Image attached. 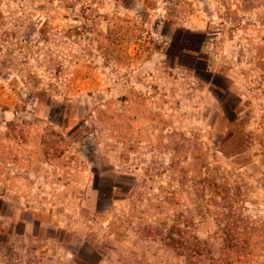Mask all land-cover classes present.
Returning <instances> with one entry per match:
<instances>
[{"label": "rangeland", "instance_id": "rangeland-1", "mask_svg": "<svg viewBox=\"0 0 264 264\" xmlns=\"http://www.w3.org/2000/svg\"><path fill=\"white\" fill-rule=\"evenodd\" d=\"M132 1L0 0V264H264V0Z\"/></svg>", "mask_w": 264, "mask_h": 264}, {"label": "crops", "instance_id": "crops-1", "mask_svg": "<svg viewBox=\"0 0 264 264\" xmlns=\"http://www.w3.org/2000/svg\"><path fill=\"white\" fill-rule=\"evenodd\" d=\"M117 0H115L116 2ZM122 7V9H124L125 11H129V12H132V13H135V14H138L140 10H143V5H142V2L140 0H133L132 3H131V6H127V5H123V4H120ZM237 6V5H235ZM264 9V8H263ZM246 14H239L238 16L239 19L237 21L234 22L233 24V27L231 29V38L228 40L230 42L231 45H234L235 48L237 47H242L244 44H242L240 41H247V43H254V41H256L258 39V37L260 36V40H262V46H261V53L257 54V51L255 49H252L249 44H247V52L245 54V56L242 57V59L244 60H241V59H238V58H230V62L233 64L232 65V68L230 69L229 68V72H235L236 75H239L240 76H245L247 78H254L255 75H254V72H252V70L250 68H252V66H254V64H257V63H260L264 66V41H263V38H264V17L259 19L258 17L256 18L257 16V11L258 10V7L257 8H254V7H251L250 9L246 10ZM262 12H264V10H262ZM264 14V13H263ZM194 18H197V26L196 27H192V24L191 20H193V17ZM191 19V20H190ZM218 22V26L219 28L216 29V31H214V33H209L208 32V28H209V19H207V13L203 10V12H199L197 13L196 15H190L188 17H186V19H184L182 22H183V25H178L179 27H183L185 28L187 31L183 32V34L185 35L184 36V39L178 43H176V46H177V51L175 50V54L177 56H175L173 58V60H178L180 61L179 63H181V56L182 57H191L194 59H198L196 57V54L198 53V51L200 50H197V49H193L189 42V38H188V33H191V30H195V31H198L203 37H202V45L201 47H203L205 45L206 42L208 41H211V40H214L216 41L217 43H220L221 41V44H224V41H225V36H224V32L226 31L227 29V24L226 21L222 22L221 19L218 18L217 20ZM191 29V30H190ZM175 33L176 34H179V33H182V30H178V29H175ZM244 33H247L245 35H247L248 37H242V34ZM257 37V39L255 38ZM190 44V45H189ZM245 46V45H244ZM243 46V47H244ZM192 60V61H193ZM205 62H209L208 60H205ZM94 63V62H93ZM183 66V64H182ZM245 69V70H244ZM244 70L245 73L243 72H240ZM214 72H217L216 69L214 70ZM90 73L92 74H97L99 76V74L101 73L98 68L95 67L94 64H92V66L90 67ZM228 73V71H227ZM227 77H229L227 75ZM207 85H214L216 84L215 81L213 80H208ZM87 86V85H86ZM31 120L30 121V125L28 124V126H31L32 124L34 125V117H31ZM5 123V122H4ZM32 123V124H31ZM35 133L36 131L33 130V132H27L26 133V136L24 137V140L25 142L29 143V146L30 147L32 144H33V138H35ZM28 153H31V150H28ZM30 157V155H28Z\"/></svg>", "mask_w": 264, "mask_h": 264}, {"label": "built area", "instance_id": "built-area-1", "mask_svg": "<svg viewBox=\"0 0 264 264\" xmlns=\"http://www.w3.org/2000/svg\"><path fill=\"white\" fill-rule=\"evenodd\" d=\"M177 2L178 0H162L159 2V6H158V10L160 11H164L167 10L169 8H173L177 6ZM147 38L146 37H142L140 38L137 43L135 44L136 48H139L141 45H143L145 43V40Z\"/></svg>", "mask_w": 264, "mask_h": 264}]
</instances>
